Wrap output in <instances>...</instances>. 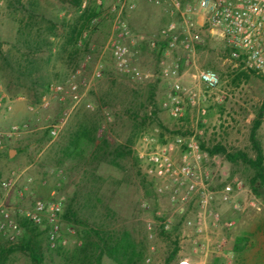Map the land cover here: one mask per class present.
<instances>
[{
	"label": "rangeland",
	"instance_id": "rangeland-1",
	"mask_svg": "<svg viewBox=\"0 0 264 264\" xmlns=\"http://www.w3.org/2000/svg\"><path fill=\"white\" fill-rule=\"evenodd\" d=\"M111 2L102 0L99 17ZM168 10L166 4L155 6L138 0L132 11L135 19L127 23L142 40H147L171 19ZM140 12L150 15V29L145 17L138 16ZM74 26L83 28L81 37L92 48L95 60L110 32L107 19H100L97 25L88 24L81 9L70 0H0V134L19 126L16 134L0 138V183L11 172L23 171L6 200L10 212L14 215L17 207L29 206L33 197L44 201L59 198L62 212L71 204L81 224H70L74 234L68 237L66 252L79 246L81 231L91 227L99 228L102 235L128 232L142 252L137 264H164L174 250L176 255L170 264L183 257L192 264H264V202L249 190L252 171L247 166L231 164L222 155L213 156L207 167L213 184L239 182L241 210L223 206L221 218L233 220L232 228L206 224L197 234L182 227L179 217L167 231L162 229L168 201L155 195L138 160L144 135L164 144L178 136L195 134L206 148L220 144L229 152L241 150L252 157L248 137L264 103V80L236 65L219 39L199 31L200 41L192 58L185 60L186 54L179 48L171 53V59L185 60L181 83L191 87L196 82L193 76L206 70L216 71L221 81L212 91L198 84L197 106H186L181 117L173 118L161 108L170 93L169 82L162 77L159 52L145 41L139 46V66L153 75L149 82L135 83L122 76L105 53L102 76L91 83L82 101L72 109L67 96L60 101L61 96L51 88L83 64L84 51H75L68 42ZM92 68L90 62L83 73L89 76ZM4 103L11 106L10 111L4 109ZM81 120L96 122L97 137L106 140L107 145L97 142L101 147L91 148L85 157L63 160L60 152L68 132ZM58 123L62 127L56 137H51L49 128ZM258 137L264 151V118ZM118 146L123 147V157L114 152ZM183 217L195 219L197 211L190 209ZM147 222L152 223L151 237ZM241 235L247 242L244 251L237 253L234 241ZM0 243L5 240L0 238ZM47 245L44 239L43 264H69L63 256L49 251ZM7 264L30 261L25 254L16 253ZM101 264L115 263L103 256Z\"/></svg>",
	"mask_w": 264,
	"mask_h": 264
},
{
	"label": "built area",
	"instance_id": "built-area-1",
	"mask_svg": "<svg viewBox=\"0 0 264 264\" xmlns=\"http://www.w3.org/2000/svg\"><path fill=\"white\" fill-rule=\"evenodd\" d=\"M137 1L112 0L104 8L102 16L91 20L92 24L97 25L100 19H107L110 23L109 35L95 60L92 48L84 49V36L79 38L77 47L84 50L83 64L51 88L61 96L60 101H64L63 96L66 95L72 109L82 101L91 83L102 76V57L105 53L109 54L114 69L122 76L135 83L149 82L153 75L139 66V46L140 42L145 41L151 49L159 52L161 74L169 82L170 93L161 108L173 118L181 117L186 106H197L198 84L206 91H212L221 81L216 71L206 70L193 76L196 82L191 87H184L181 83L183 61L194 56V48L200 41L199 31L219 39L236 65H242L264 80V0H145L155 6L168 5L167 13L171 18L147 40H142L127 23V17L136 8ZM89 4L99 9L103 7L102 0H81V11ZM178 48L186 54L185 60L171 59V53ZM90 62L93 68L88 76L83 72ZM3 107L6 111L11 110L8 103H4ZM86 107L90 108V104H86ZM204 113L201 110V114ZM61 127V123L51 126L49 135L56 137ZM18 131L19 126H12L9 132L0 134V138ZM212 159L213 156L201 149L195 134L178 136L164 144H157L147 135L142 137L138 160L145 176L153 182L155 195L166 198L169 204V211L161 221L164 231L169 229L176 217H179L178 222L182 227L191 228L197 234L202 233L206 224L232 228L234 221L223 220L220 210L223 206L241 210L239 197L242 187L236 180L213 184V176L207 170ZM22 174L23 171H13L0 183V235L8 242H16L23 231L18 219H24L45 231L49 248L64 247L74 230L61 219L62 204L59 198L44 201L33 197L29 206L17 207L14 215L10 212L6 200ZM51 195L54 196V192ZM19 198L23 199L22 194H19ZM252 199L255 197L252 196ZM190 209L197 211L195 219L183 217ZM146 229L151 237V222L146 223ZM176 264L192 263L189 258L183 257Z\"/></svg>",
	"mask_w": 264,
	"mask_h": 264
},
{
	"label": "trees",
	"instance_id": "trees-1",
	"mask_svg": "<svg viewBox=\"0 0 264 264\" xmlns=\"http://www.w3.org/2000/svg\"><path fill=\"white\" fill-rule=\"evenodd\" d=\"M70 2L75 7L80 8L81 0H70ZM98 10L99 8L97 7L88 6L85 10L81 11V14L89 24L94 17L98 16ZM82 31L83 28L74 26L70 32L68 42L72 44L75 51H82V49L77 47V42L81 37ZM86 48L85 43L84 49ZM263 118L264 103L259 107L249 132L248 139L253 151L252 157L241 150L229 152L220 144L206 148L203 143H200V147L210 156L222 155L231 164L242 163L247 166L252 171L248 179L249 190L255 197L264 202V151L258 137V130L262 125ZM98 129V124L89 120H81L76 124L68 132L66 142L61 149L62 159H80L85 157L91 148L96 147L99 149L101 146L98 143L107 145L106 140L102 139L99 141L97 137ZM114 152L117 157H123L125 154L123 147L120 146ZM18 153L19 151L16 150V154ZM149 183L153 186L152 181ZM61 219L69 224H81L78 219V212L71 204H68L64 208ZM18 222L23 231L16 242H8L0 235V238L5 240V243H0V264H7L10 257L16 253L25 254L30 264H43L45 255L42 250V241L46 240L45 231L24 219H18ZM161 233L164 234L163 231ZM102 234L99 228L85 227L80 233L81 244L74 247L70 252L64 251V247L62 246L51 249L47 245V249L59 256H63L69 264H101L103 256L108 257L115 264H137L141 259L142 252L138 250L128 232H121L115 236ZM246 242L245 236L236 237L234 251L237 253L243 252ZM175 255L176 250L169 254L164 264H170Z\"/></svg>",
	"mask_w": 264,
	"mask_h": 264
},
{
	"label": "crops",
	"instance_id": "crops-1",
	"mask_svg": "<svg viewBox=\"0 0 264 264\" xmlns=\"http://www.w3.org/2000/svg\"><path fill=\"white\" fill-rule=\"evenodd\" d=\"M135 12H131L130 14H129V16L127 17V21H128V23L130 24V23H133V20L135 19V16H136V14H134ZM138 16H140V17H145V19L147 20L146 22H149V23H147V26H148V24H149V26L147 27V28H149L150 29V25H151V23H150V20H151V18H150V15H149V17L148 16H144V13L142 14L141 12L140 13H138ZM137 16V17H138Z\"/></svg>",
	"mask_w": 264,
	"mask_h": 264
},
{
	"label": "water",
	"instance_id": "water-1",
	"mask_svg": "<svg viewBox=\"0 0 264 264\" xmlns=\"http://www.w3.org/2000/svg\"><path fill=\"white\" fill-rule=\"evenodd\" d=\"M14 152H15V151H11L10 154H11V153H14Z\"/></svg>",
	"mask_w": 264,
	"mask_h": 264
}]
</instances>
